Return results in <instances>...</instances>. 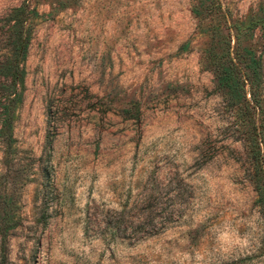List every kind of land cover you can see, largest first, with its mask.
<instances>
[{"label":"rangeland","instance_id":"374dc122","mask_svg":"<svg viewBox=\"0 0 264 264\" xmlns=\"http://www.w3.org/2000/svg\"><path fill=\"white\" fill-rule=\"evenodd\" d=\"M263 8L0 0V69L29 36L10 147L0 138V264H264V212L208 56ZM249 41L264 93V29ZM10 83L0 75V119Z\"/></svg>","mask_w":264,"mask_h":264},{"label":"trees","instance_id":"16d2710c","mask_svg":"<svg viewBox=\"0 0 264 264\" xmlns=\"http://www.w3.org/2000/svg\"><path fill=\"white\" fill-rule=\"evenodd\" d=\"M24 11L23 7L13 10V16ZM263 16L247 17L233 22L235 44L230 47L226 38L215 40L211 37V48L208 56L213 61V69L217 76V84L224 89L227 105L234 110L237 125L245 146L246 158L249 163V179L256 193V202L264 212V93L262 89L261 60L262 54L252 47L256 28L264 29V8L260 11ZM23 19L16 18L13 26L22 29ZM230 30V28H228ZM18 31L16 36L17 49L12 65L3 66L0 75L11 78L13 92L2 94L7 103L3 105L0 119V138L10 147L12 136V106L21 100L17 91L18 83L23 84L25 75L24 61L27 54L29 36ZM224 46H223V43ZM219 43H222L219 46ZM4 201L6 197L0 195ZM8 210L2 207L0 211V238L5 258V245L9 224Z\"/></svg>","mask_w":264,"mask_h":264}]
</instances>
